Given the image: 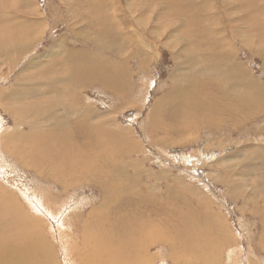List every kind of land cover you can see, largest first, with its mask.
Returning a JSON list of instances; mask_svg holds the SVG:
<instances>
[{"label": "rangeland", "instance_id": "obj_1", "mask_svg": "<svg viewBox=\"0 0 264 264\" xmlns=\"http://www.w3.org/2000/svg\"><path fill=\"white\" fill-rule=\"evenodd\" d=\"M14 1L13 3L12 0H0V28L3 33L13 34L14 38L19 33H29L30 37L36 38L33 42L40 41L39 38L41 41L33 44L36 46L34 50H30L23 57L11 62L5 59V62L0 64V118L7 121L6 130L11 129L12 124L8 108L23 107L25 110H20L19 114L25 119L23 114H28L33 104H53L58 101V95L52 90L50 83L65 81L76 71L71 65L60 68L63 61L68 63L70 59H75L79 64L85 60L93 61L110 69L109 73L112 75L115 73L111 71L112 68L106 60L102 63L96 55L89 53L85 57L86 39L84 33L80 32L88 31L87 14L84 11L90 10L89 7L82 4L80 8L76 0H73V3L71 0ZM176 1L179 3V0ZM188 3L189 0H184L183 6L172 10L176 14L186 16L187 24L181 23L185 28L191 29L190 37L215 38L218 45L211 47L216 51L212 56L225 59L223 68L228 72L229 64L235 62L231 66L233 70L236 68L235 73L239 79H233L222 88L225 96L220 95L223 99L233 102H228L222 107L223 114L219 119L209 121L207 115L200 116L196 113L195 118L188 120L184 116L180 117V107L184 102L180 106H168V101L175 97L172 89L168 88L169 77L178 60L182 58L178 56L186 48V41L181 39V30L184 27L169 24L170 20L165 18L166 9L170 8L166 2L115 0V4L119 6L120 23L126 27H121L123 36L132 44L130 54L115 58L123 68L117 73L116 81L111 86L119 85L118 91L106 87L105 79L109 80L110 77L100 75H96L94 80L85 85L67 83L65 90L68 95L80 98V104L90 109L94 121L100 120V125L104 126L105 130H108L109 126L111 132H114L109 136L110 139L118 143L124 135L119 145L128 146L127 152L124 151L125 147L116 146L117 143H114L115 146L99 140L89 143L96 157L98 170L107 169L110 164L113 165L112 161L108 160H114V164L123 165V171L114 170L111 175L113 183H117L113 180L114 177L120 180V177L129 173L133 176L127 184L122 185L134 184L137 169L141 174L140 178L138 177L140 182L150 187L156 185L160 192L158 195L164 194L162 205L151 206L150 210H140L141 205L138 204L131 215L147 222L148 218L142 215L152 211L150 219L154 222L161 220V228L158 229L164 234V231H178L176 221L193 217L201 227L198 231L205 233L212 242L208 249L209 261L204 264H264V247L259 245L264 238V225L260 218L261 211L264 214V0H196L193 3L199 5ZM197 10L201 12V16L198 18L199 22L193 23L191 20L196 19ZM27 20L35 22V26L26 29L30 24ZM15 22L19 25H14ZM89 28L94 32L91 25ZM138 33L143 35V39L148 42L147 46L151 47L147 49V55L140 54ZM7 34L3 36L5 39L9 38ZM205 45L207 43L201 46ZM47 50L55 55L44 56ZM107 55L111 57V54ZM104 58L108 57L104 55ZM36 60H43L42 65H33L32 62ZM51 64L59 68L57 71L65 72L47 73L43 77H48V81H43L44 78L39 76L41 72L49 69L44 67ZM237 64L240 67H236ZM190 67L188 64L187 69ZM54 70L55 68L52 69ZM38 80H42V83L34 86ZM187 85H190L188 81L183 88ZM21 87H34L37 96L26 100L11 99L12 90ZM241 90L258 99L247 96ZM242 100L245 102H239ZM160 101L164 103L159 105ZM233 104L237 106L232 109L240 108L242 112L249 113L236 119L229 113V106ZM190 106L194 109L192 104ZM49 114L52 113L47 115ZM75 114L76 112L69 117L62 111L58 112V115L71 119H74ZM29 119L32 121V117ZM90 123L95 124L93 120ZM125 127L128 130H125ZM119 128H123L126 133ZM111 132L108 130V135L112 134ZM124 141L125 145H122ZM133 147L137 149L134 150ZM119 148L120 150H117ZM3 152L0 150V188L8 198H13L26 209L31 207V212L42 218L47 239L56 251L59 264H77L75 253L83 246L78 241L79 231L88 230L84 224L88 221L89 224L95 222V217H101L114 224L115 232L120 228L129 227L130 222L126 218L128 214L124 211L117 214L120 210L118 206L123 207V201L118 199L110 202L111 204L105 203L107 195L103 194L95 178L85 177V180H79L81 183L78 184L77 177L67 179L65 183L77 184L73 187L66 184L64 186L69 187H46L43 184L44 179L35 177L34 170L31 169L33 167L29 169ZM80 158L82 157H77L78 162ZM83 160L85 157L81 161ZM139 161L142 163L139 164ZM27 162L32 163L31 160ZM79 163L73 164L77 166ZM85 170V173L91 171L86 168ZM25 185L38 195L41 201L38 206L26 196ZM168 188L180 197L169 198L166 190ZM188 188L190 191L182 197V189ZM165 193L168 194L167 200ZM128 206L133 209L132 204ZM155 208L162 210L155 212ZM97 210L100 213L94 212ZM96 225L97 223L88 228L97 232V229H94ZM142 227L146 229L144 222ZM226 233L227 237H231L230 241H227V237L224 238ZM195 240L201 243L196 250L198 255L202 253L201 247L204 243L199 237ZM164 243L162 247H157L156 244L149 246L152 255L159 252L155 264H172L171 261L175 264V251L170 244ZM191 252L195 254L192 250L188 251L189 254H192Z\"/></svg>", "mask_w": 264, "mask_h": 264}, {"label": "bare ground", "instance_id": "obj_2", "mask_svg": "<svg viewBox=\"0 0 264 264\" xmlns=\"http://www.w3.org/2000/svg\"><path fill=\"white\" fill-rule=\"evenodd\" d=\"M147 1L151 3H169L170 8L166 9L165 18L170 20L169 24H176L184 27V29L181 30V39L186 41V48L179 53L178 57L182 58L178 60L169 77L170 85L168 88L172 89L175 97L168 101L170 102L168 106L176 107L180 106L184 102L180 107V111L182 113L180 117L184 116L188 120L192 117L195 118L196 113L200 116L207 115L209 121L219 119L223 114L222 107L228 102H233L229 99H223V96L221 97L220 95H224L222 88L227 86L228 83H231L233 79H239L235 73L236 68L233 70L231 66L234 65L235 62H232L231 65L229 64L228 66L229 72L232 74L231 75L226 68H223L225 67V59H219L212 56V54H215L216 51L211 47L218 45V41L215 38L199 39L190 37L191 29L185 28V26L182 25V23L187 24L186 16L183 14H176L173 11L180 5H184V0H179V3L176 0ZM195 1L196 0H189L188 5H193V2ZM12 2L14 3L15 1L12 0ZM71 2L73 3V0H71ZM75 2L80 8L82 4H84L83 6L90 8V10L84 11V13L87 14L86 20L88 22V31L85 32L82 30L80 32V34L84 33V39H86L84 43V48L86 49L85 57L89 53V55H96L102 63L106 60L112 68L111 71L113 70L115 73L112 75L109 73L110 69L93 61L85 60L84 63L79 64L75 59H70L68 63L65 61L60 63V68H67L71 65L76 71L71 78L65 81H55L53 84L50 83L52 90H54V92L58 95V101L53 104L49 102H38L33 104L29 109V113L23 114L25 119H23L19 114L20 110H25L23 107L8 108L11 112L10 113L8 111L12 116L10 117V122L12 124L10 125L11 129L6 130L8 123L4 118H0V150L4 151V154H9L14 157L21 165L28 166L29 169L30 167H33L31 169L34 170L35 177L40 180L44 179L43 184L46 187L59 185L64 188L71 185V187H73L74 185L81 183L79 180H85V177L87 179L95 178L98 186L101 190H103V194L107 195L105 196V203L111 204L110 202H115L118 199L123 201V207L118 206L120 210L118 209L119 211L117 214L121 211L128 214L126 218L130 222L129 227L120 228L118 232H115V229L113 228L114 224L109 223L107 220L98 216L95 217V222L91 224H89V221L86 222L84 227L88 230H81L79 231L80 234H78L80 236L78 241L81 242L83 246L81 249H77V252L75 253L77 264H155L159 258V252L152 255L151 251H149V246L156 244L157 247H162L165 245L164 242L170 244L175 251L173 253L175 264H204L208 262L210 257L208 249L211 247L212 242L209 240L208 236L205 235V233L198 231L201 227L196 224V220L193 217L176 221L178 231H164L166 232L164 234L162 230L159 231L158 229L161 228V220L154 222L150 219V212L152 213V211L147 213L144 212L142 215V217L145 218L146 216L148 218L147 222L144 219L140 220L131 215L135 212L137 208L136 205L138 204L141 205L140 210H150L151 206L154 207L163 204L161 200H163L164 194L162 193L160 196L158 195L160 192H158V187L156 185H154L155 187H150L146 183L140 182L138 180V177L141 175L138 172L139 170L136 169L134 184L127 186H123L122 183L127 184L131 179L133 175L131 176L129 173L120 177V180H118L117 177H114L113 180L117 183H113L111 181V175L114 170H118L120 172L123 171L122 164H114L115 161L109 159L108 161H112L114 166L110 164L107 169L98 170L96 157L93 155V151L91 150L89 143L92 140H99L102 143H104V141L108 143L110 142L112 146H115L114 143L116 144L117 142L110 139L111 137L109 138V136L113 135L114 132L112 133V130H110L109 126H107V129L112 133H109L110 135H108V130H105L104 126L100 125L101 121H94L92 114L89 112L90 109L82 107L80 104V98L76 95L70 96L66 93L65 85L70 82L85 85L90 83L91 80H94L96 75L98 77L106 76L110 77L109 80L105 79L106 87L113 89L114 91H118L119 85L111 87L116 81L117 73L123 69L118 59L130 54L132 44L123 36L121 27H126L120 23L121 20L118 15L120 14V11H118L119 6H117L118 4H115V0H76ZM201 7L204 9L203 6ZM144 8H146V4L144 5ZM131 12L134 13L138 11ZM195 16L196 19L191 20L193 23L199 22L198 18L201 16V12L197 10ZM27 22L30 24L26 29H30L31 26H35L34 24H36L35 22L31 23V21L28 20ZM17 24L19 25L18 22L14 23V25ZM89 25L93 27L94 32L90 31ZM132 30L133 33H135V29L132 28ZM260 31L261 30H259V32ZM6 34L3 33V29L0 28L1 65L5 62V59L10 60L11 62V60L23 57L30 50L36 47L33 46V44L35 45V43L37 44L41 41V38H39L40 41L37 40L38 42H33V39L36 38L35 36L30 37L31 35L29 36V33H19L15 38L13 37V34H7L9 35L7 36L9 38L5 39L3 36ZM137 38V44L140 47V54L147 55V49H151V47L147 46L148 42L143 39L144 37L141 33L137 34ZM204 43H207V45L202 47L201 45ZM63 48H65V46H63ZM49 50H47L48 52L44 56L49 57L55 55H53V52ZM108 53L111 54V57L107 55ZM104 55L108 58L105 59ZM116 57H118V59H115ZM2 61L4 62L2 63ZM41 61L43 62V60H36V62L33 61L32 64L41 66ZM207 63H210V65H207ZM45 64L46 63L44 62L43 65ZM188 64H190L191 67L187 69ZM236 67L240 66L237 64ZM44 68L49 69L41 72V75L39 76L41 78H44L43 75L47 73L55 72L57 74L65 72L57 71L59 68L54 67L52 64L47 67L45 66ZM53 68H55L54 71H52ZM96 71H99V73ZM240 74L243 75V73ZM53 76H51V79ZM45 78L43 81H48V77ZM187 81L190 85L183 88ZM41 83L42 80H38L34 86L40 85ZM47 88L49 89L48 86ZM12 91L13 92L10 93L11 99L26 100L37 96L36 89L34 87H21ZM241 92L246 93L247 96L253 97V95H250L243 90H241ZM45 94L46 93H41V95ZM234 96L236 97V95ZM239 102L244 103L245 101L242 100ZM163 103L164 102L160 101L158 104L162 105ZM191 104L195 110L190 106ZM230 106L229 113L236 119L249 113L248 111L242 112L240 108L232 109L233 106H237L235 104ZM59 111H62L69 117H72L75 112L76 114L74 119H71L58 115ZM48 113L52 114L47 115ZM31 117L32 121H29V118ZM92 120L93 123H95L93 125L90 123ZM24 128H27V130ZM119 129L122 130L123 128ZM125 130L128 129L125 127ZM76 132L80 134V136ZM123 132L126 133L125 131ZM120 135L122 136V134ZM122 138L118 139L122 141ZM115 141H117V139ZM121 141H118L116 146H120L119 142ZM125 141L121 144L123 145ZM126 143H128V141H126ZM136 146L139 148L137 144ZM121 147L124 148L125 146H120V148ZM126 147L124 149L125 152H127L126 150L128 149ZM120 148L117 150H120ZM133 148L134 150L137 149L136 147ZM127 155H129V153ZM78 156L82 157L80 158V161L85 157V160L81 162L79 161L81 164L77 161ZM30 160L32 162L31 164L27 162ZM73 163L79 164L76 166ZM140 163H142V161H139V164ZM85 168L87 170H91L93 173H91V171L85 173ZM75 177L78 178L77 184L69 185L68 183H65L67 182V179ZM239 183L242 184V182ZM65 184L69 186H64ZM244 185H246V183H244ZM166 190L169 193V198L174 199L180 197L179 195L177 196L175 193L171 192L170 188ZM24 191L26 196L31 199L33 203L37 204L36 206L39 205V202L41 203L38 195L36 193L34 194L27 185H25ZM189 191V188L188 190L182 189L181 193L183 194L180 193V195L183 197L185 193ZM165 194V200H167L168 194ZM129 204L133 205V209L128 206ZM160 210L162 209L155 208L153 211L159 212ZM70 211L71 210H69V212ZM94 212L97 214L100 213L99 210ZM260 218L261 223L264 225V214L262 211ZM142 222L146 224L145 230L142 227ZM95 223H97V225L94 229H97V232L96 230L93 231L88 228L90 225ZM152 229L158 230L151 231ZM201 234L204 235L200 236ZM196 237H199L204 243L201 247L202 253H199L198 255L196 250L201 243L200 241L195 240ZM226 237L227 233L224 238ZM230 240L231 237H227V241ZM261 240L263 241L259 245L264 247V238ZM191 250L194 251L195 254L192 252V254H189L188 251ZM55 252L56 251L53 246L47 239L46 229L42 218L36 217L33 212H31V207L26 209L23 205L17 203L13 198H8L7 194L5 192L3 194V191L0 188V264H59V260ZM204 253H206L205 256ZM171 263L173 264V261H171Z\"/></svg>", "mask_w": 264, "mask_h": 264}]
</instances>
